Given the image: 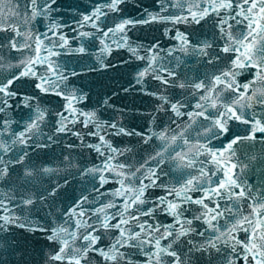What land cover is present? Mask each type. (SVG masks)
Masks as SVG:
<instances>
[{"label": "snow or ice", "instance_id": "6c2138e0", "mask_svg": "<svg viewBox=\"0 0 264 264\" xmlns=\"http://www.w3.org/2000/svg\"><path fill=\"white\" fill-rule=\"evenodd\" d=\"M0 264H264V0H0Z\"/></svg>", "mask_w": 264, "mask_h": 264}]
</instances>
